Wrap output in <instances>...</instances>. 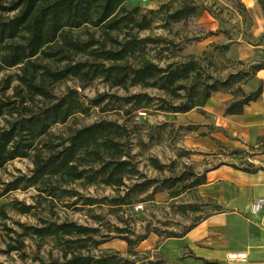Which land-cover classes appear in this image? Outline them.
<instances>
[{
	"label": "trees",
	"instance_id": "trees-1",
	"mask_svg": "<svg viewBox=\"0 0 264 264\" xmlns=\"http://www.w3.org/2000/svg\"><path fill=\"white\" fill-rule=\"evenodd\" d=\"M130 0H0V70L18 68L14 79L13 95L6 96L12 77L0 80V117L8 114L6 125L0 127V168L16 158L32 159L33 168L29 174L22 173L3 185L2 193L17 189L36 187L40 194L60 198L63 194L81 197L76 190L63 189V184L82 181L84 184H104L114 188L125 187L122 195L108 200L110 206L134 205L135 198L152 188L150 196L167 190L171 198L179 195L174 187L178 178L161 181L145 179L126 186L127 177L138 175L136 166L130 161L121 138L124 125L116 121L101 120L73 129L65 139L53 143L48 139L51 128L66 124L77 113L87 114L92 107L106 102L109 109L116 104L125 107V113L147 108L153 97L147 92H136L125 96L107 92L99 93L87 101L81 98L77 88H68L62 94H55L52 86L68 78H76L81 87H88L101 79L111 87L141 86L165 92L180 99L184 90L187 100L172 104L163 102L160 109L185 113L203 105L213 92L231 91L234 99L224 109V115L242 114L244 107L255 102L264 92V79L250 92L243 91L241 84L258 71L264 70V61L253 63L248 70L240 69L224 79L203 78L198 62L189 58L184 62H171L164 67L146 56L149 46L163 39L150 36L139 37L134 29L150 28L153 19L141 12ZM264 13V0H258ZM197 6L183 1L181 7L168 15L172 22H180L195 14ZM13 13V15H5ZM150 13L155 14V10ZM85 30L88 37L82 39L78 30ZM92 29L93 31H90ZM119 34L122 37L119 38ZM76 56H81L76 60ZM55 64L56 66H52ZM189 81L190 85L186 82ZM40 98L41 105L34 102ZM202 101L199 103L197 99ZM121 108V107H120ZM192 127L191 129H193ZM150 164L156 170L165 165L157 158ZM258 168H244L255 171ZM205 181L204 174L198 175L187 188ZM88 206L100 201L94 197H83ZM20 214L34 209L33 204L14 200L10 204ZM9 218L5 205L0 206V226L7 236L3 253L22 252L25 243L22 235L39 239L51 238L60 247L59 256L45 260L37 258L38 264H170L164 259H139L135 249L150 233L157 231L144 227L141 233L130 229L116 228L118 236L127 244V256L118 252L104 251L99 255L91 253L107 239H98V227L79 224L75 221H52L40 218L38 224L15 221L20 232L7 223ZM2 222V223H1ZM195 225V224H194ZM183 233L166 232L167 237H181ZM206 264H220L202 259Z\"/></svg>",
	"mask_w": 264,
	"mask_h": 264
},
{
	"label": "rangeland",
	"instance_id": "rangeland-1",
	"mask_svg": "<svg viewBox=\"0 0 264 264\" xmlns=\"http://www.w3.org/2000/svg\"><path fill=\"white\" fill-rule=\"evenodd\" d=\"M183 1H189L197 6L195 14L180 22L170 21L168 15L181 7ZM246 4L247 0L129 1V5L139 6L142 13H146L153 19L150 28L134 29L133 33L139 37L150 36L163 39L149 46L146 56L162 67L171 62H184L194 58L205 79H224L231 72L240 69L248 70L250 61L236 59L237 47L241 43L262 45L257 49L255 61H264V13L258 0L253 7L247 8ZM151 10H155L156 13H150ZM5 15L11 16L13 13ZM90 31L93 30L90 29ZM77 34L82 39L88 37L83 29L78 30ZM121 37L122 34H119V38ZM215 37H220L218 42H209ZM226 39L230 41L227 42ZM225 45L232 46L233 55L228 54L224 48ZM80 58L83 57L76 56L75 59ZM18 72L16 67L0 70V80L6 77L13 78L10 88L5 91L6 96L13 95V87L18 85V81L14 79ZM261 73H264V70ZM256 74L241 84L244 92L248 93L257 86ZM186 84L190 85V82L187 81ZM68 88H77L85 101L103 92L120 96L136 92H147L151 95L153 101L147 108L132 110L129 114L125 113V107L120 104H116L115 109L103 110V107L107 109L110 107V104L104 106L106 102L98 107L90 108L87 114L77 113L66 124L53 126L48 139L54 144L59 143L75 128L101 120L116 121L125 127L121 142L125 151L129 153L130 161L138 170V175L125 179L126 186L145 179L161 181L169 177L178 178L179 181L174 189L178 190L179 195L171 198L169 192L164 190L153 194V199L143 200L152 195V188H150L135 198L134 204L143 205L142 209L135 210L133 205L110 206L108 200H105L122 195L126 191L125 187L114 188L104 184L87 185L82 181L62 185L63 189L78 191L81 197L63 194L60 198H51L46 194H40L36 187L1 194L5 182L22 173L29 174L33 168L30 157L16 158L0 168V206L5 205L9 216L3 222L18 232L21 229L15 221L26 224H38L40 218L57 222L75 221L79 224L98 227V239L106 237L107 240L103 244L96 249H91L92 254L99 255L104 251H113L127 256V244L118 236L116 228L141 233L144 227L148 226L149 229L161 235L150 233L149 235H157L156 240L151 241L152 243L146 242L142 248L136 247L137 257L162 259L159 253L152 249L165 238L166 232L183 233L187 227L207 216L214 208L209 201L198 198L192 187L187 188L195 181L198 174L223 160H230L235 164L243 165V168H248L250 166L248 160L264 152L263 134L253 133L251 140L244 141L241 137L231 136L224 131L214 129L212 123L197 124L195 119L188 118L182 113L160 109L162 105H166L163 100L172 104L186 101L184 90L181 91V98L176 99L155 88L135 86L125 90L121 87H111L101 79L94 80L91 85L84 88L76 78H68L52 86L53 92L57 95L64 93ZM218 92L221 94L217 98L214 96L215 100L210 106L213 107L212 112H218L220 103L222 107V104L228 105L234 99L231 91ZM208 100L203 101V105ZM200 101L202 100L198 98L197 102ZM34 103L41 105L42 100L37 98ZM193 109H196L200 117H205L210 123V116H207L203 110L199 107ZM7 118H9L8 114L0 117V127L6 125ZM192 127L194 128L191 129ZM152 157L165 165L163 170L154 169L150 164ZM83 197H94L100 202L88 206L82 204ZM14 200L33 204L34 209L27 214H20L10 205ZM9 235L7 236L6 230L0 226V264H38L37 258L48 260L50 257L59 256L60 247L53 239H39L26 235L18 237L25 243L22 252L12 251L5 254L3 253L5 242L10 241V237H17L13 233ZM149 244L151 247L147 248ZM187 264L206 263L201 261Z\"/></svg>",
	"mask_w": 264,
	"mask_h": 264
},
{
	"label": "crops",
	"instance_id": "crops-1",
	"mask_svg": "<svg viewBox=\"0 0 264 264\" xmlns=\"http://www.w3.org/2000/svg\"><path fill=\"white\" fill-rule=\"evenodd\" d=\"M256 1L247 0L246 7L255 6ZM219 39L215 37L209 42H218ZM260 47V44L241 43L237 47L236 59L250 61L249 64L257 63L255 56ZM224 48L233 55L231 45H225ZM261 72L263 70L256 74L258 80L264 79V73ZM219 94L214 92L205 105L199 106L210 116V123L205 117H200L196 109L182 114L195 119L197 124L212 123L214 129L241 137L244 141L251 140L253 133L264 135V92L258 100L246 105L239 115H224L227 104L221 107V103L218 112L211 111L214 96L217 98ZM248 161V168L258 169L245 171L243 165L223 160L199 173L204 174L205 181L193 187V190L198 198L212 203L213 210L181 237L163 238L152 250H156L170 264L201 262L202 259L220 264H264V209L257 213L250 212L252 201L264 197V152ZM152 236L148 235L137 247L142 248L146 242H154L157 235ZM150 247V244L147 245V248ZM232 251L246 252L247 260L243 263L228 260L227 254Z\"/></svg>",
	"mask_w": 264,
	"mask_h": 264
},
{
	"label": "built area",
	"instance_id": "built-area-1",
	"mask_svg": "<svg viewBox=\"0 0 264 264\" xmlns=\"http://www.w3.org/2000/svg\"><path fill=\"white\" fill-rule=\"evenodd\" d=\"M133 206L135 210L142 209L143 207L141 203L134 204ZM262 209H264V197H259L255 199L254 201H252V203L250 204L251 213H257L261 211ZM247 258H248L247 253L244 251H240V252L232 251L227 254V259L231 261H237V262L243 263L247 260Z\"/></svg>",
	"mask_w": 264,
	"mask_h": 264
}]
</instances>
